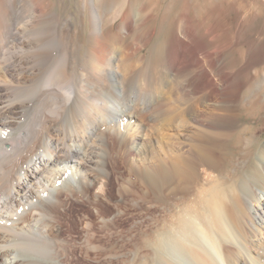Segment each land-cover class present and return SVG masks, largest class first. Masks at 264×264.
I'll use <instances>...</instances> for the list:
<instances>
[{"label": "bare ground", "instance_id": "bare-ground-1", "mask_svg": "<svg viewBox=\"0 0 264 264\" xmlns=\"http://www.w3.org/2000/svg\"><path fill=\"white\" fill-rule=\"evenodd\" d=\"M225 1L245 23L264 19V0ZM82 2L83 29L95 44L85 56L74 27L45 15L42 2L0 0V264H72L60 224L71 201L93 209L83 217L88 231L107 223L110 162L95 143L109 135L131 137L132 170L148 183L161 214L150 234L126 239L124 264H264V90L235 84L218 50L207 64L203 53L193 62L218 30L198 37L183 12L165 57L145 69L129 62L134 52L120 41L105 39L96 1ZM131 7L134 15L120 17V35L141 18ZM242 30L241 23L236 33ZM251 51L238 70L264 83V66L256 67ZM164 93L168 99L159 100ZM151 104L154 122H177L180 106L190 119L173 126L169 158L152 159L145 139L132 135L134 109ZM244 116L251 122L237 126ZM152 132L144 133L147 142L158 135Z\"/></svg>", "mask_w": 264, "mask_h": 264}, {"label": "rangeland", "instance_id": "rangeland-1", "mask_svg": "<svg viewBox=\"0 0 264 264\" xmlns=\"http://www.w3.org/2000/svg\"><path fill=\"white\" fill-rule=\"evenodd\" d=\"M36 1H40V3L42 2L41 4L45 15H58L60 19L64 20L63 22L66 27H69L70 30L72 29V26L74 27V30L76 31V39L74 43H76L78 50L81 51L83 56H85L89 50L94 48V42L92 41L91 43L88 41V35L83 29L82 17L83 14H85V9L82 0ZM95 1L98 6L99 14L104 18L105 39L111 44L120 41L122 46L126 48L127 53L131 54L134 52L130 55L129 62L131 60V63H135L140 68L146 67L145 69H149L156 59H163L165 57L171 46V38L173 34L177 32L180 25L178 15L183 12L184 14L189 15L192 19V25L194 24L193 26L198 37L202 36L205 31L211 29L218 30V36L215 39L211 40L210 37L207 36L204 45L201 46L200 50L198 49L196 51V55L193 57V62H196L197 59H202L203 53L205 56L204 61L207 64L210 62L209 60H211V57L213 59V53L218 50L221 52L220 57L224 64L225 71L235 73V84L238 82L252 84L254 85L253 94H260L263 92L264 83L261 82V79H249V76L244 69L238 70L241 64L250 57L248 54L250 49L252 50L251 52H253L254 56L252 57V61L254 63L257 62L256 67L261 68L264 66L263 18L260 17L252 20L251 22L249 21L250 23H245L241 18V14L234 10V8L231 7L225 0ZM130 4L131 6L133 5L134 7L136 6L140 8L139 11H142L139 12L141 18L138 20L132 19L130 33L128 32L120 35L117 30V26L120 23L121 15L129 10L131 15H134L133 13H135ZM146 16H149V18H145ZM163 16L173 17L174 20L170 21L164 19ZM112 18L115 19L112 20ZM238 23L243 24V32L241 31L240 34L236 33L239 25ZM134 49L135 51H132ZM207 56L210 57L208 58ZM195 70V66H189V72H193ZM244 93L245 92L243 91L240 94V100L245 97ZM163 98L168 99L167 94L166 96L165 93L160 95L158 99L165 101L166 99L164 100ZM181 108L185 109V107L180 106L178 110L180 118H178L175 123L169 124V122H166L169 125L166 123H163L162 125V123L156 121L155 124L154 114L156 110L155 106H152V104L148 107L139 105L134 109L138 119L135 120L136 123L133 125L136 128L132 132V135H137L139 137L142 136L145 140L146 138L143 135L144 133H149V131H153L152 133H157L159 135H153L154 139H150V141H148L149 143L147 140H144V143L148 144V147L150 146V157H152V159L155 158L154 160H156L162 157L169 158V156L172 155V151L170 146L167 145V142L169 138L174 136L173 126H189L191 124L188 116L183 113L184 109L182 110ZM245 117L246 116L236 121V125L244 126L249 124L251 120ZM104 140L103 142L98 140L95 144L99 147L102 146L101 149H99V152L101 154H108L110 162L109 166H105L111 173V178L108 182L109 189L106 192V197L109 201L107 203L104 202L103 207L104 217L108 220L106 224H101L99 222L97 224L96 222L92 228L93 230L91 229L92 232L88 231L84 226H82L84 225L83 217L86 215L92 216L93 209L91 207H87L84 202H70V207L60 218V224L64 228L63 238L65 237L64 239H67L66 241H68L66 249L69 248L68 250L71 252L70 261L72 264H124L126 261L124 256L127 248L126 239L129 236H132L135 239L140 234H150V226L152 223L160 220L161 218L159 207H157V201H155V198L149 194L150 187L148 186V183H141L138 180L137 175L134 174L132 170V161L130 158V149L132 148L131 137L121 141V139H118L113 135H109L107 141L106 139ZM260 140H262L261 144L263 145L264 133L261 135ZM106 149L108 151H106ZM256 154L258 153L256 152ZM106 157L107 156L104 158L105 160ZM145 166L148 165L145 164ZM124 190H128V193H123L122 195ZM169 190L170 189L167 188L166 193H168ZM116 192H118V194ZM144 194H146V197H143ZM262 200H264V196L262 197ZM91 233L95 235L93 238L94 241L91 240L92 242L88 243V237ZM258 237L264 244V229L258 232ZM97 243L98 245H96ZM92 244L94 246H92Z\"/></svg>", "mask_w": 264, "mask_h": 264}]
</instances>
